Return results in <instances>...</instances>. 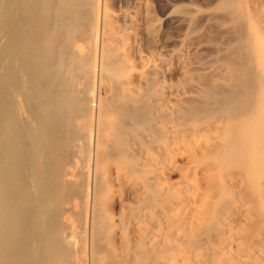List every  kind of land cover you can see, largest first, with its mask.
<instances>
[{
	"label": "bare ground",
	"instance_id": "bare-ground-1",
	"mask_svg": "<svg viewBox=\"0 0 264 264\" xmlns=\"http://www.w3.org/2000/svg\"><path fill=\"white\" fill-rule=\"evenodd\" d=\"M147 1L5 0L0 264H264V0L176 82Z\"/></svg>",
	"mask_w": 264,
	"mask_h": 264
},
{
	"label": "rangeland",
	"instance_id": "rangeland-1",
	"mask_svg": "<svg viewBox=\"0 0 264 264\" xmlns=\"http://www.w3.org/2000/svg\"><path fill=\"white\" fill-rule=\"evenodd\" d=\"M147 2L150 17L154 22L159 23L161 27L159 35L161 34L162 36L160 35L161 40L157 43L159 48L154 46V52L169 54L174 50L178 52L185 48L182 55H180L179 59L175 62V65L172 66L173 73L172 76H170L172 81L176 82L181 80V77L175 74L176 69L179 67H182V70L186 71L197 64H208L212 59H217L219 61L226 60L225 55H223V53H226L223 52L221 48L223 46H229L231 38L228 35L229 32H227V27L225 28L226 23L224 25L222 24V18L224 17L221 9L222 0H148ZM4 3L5 0H0V10H3ZM1 12L2 11H0V48L2 49H0V54L2 56L0 55V58L4 57L3 43L5 42V39L2 41V38H5L3 33L5 21ZM185 17H190L193 21L188 23L184 20ZM184 43L185 47L183 46ZM198 46L201 47L197 50L196 48ZM217 49L220 52H218ZM2 59H0V83L4 86V69H2L4 66ZM2 86L0 85L1 114L3 113ZM1 114L0 124L2 122ZM1 136L0 134V140ZM1 149L2 147L0 146V150ZM2 153L3 149L0 154L2 155Z\"/></svg>",
	"mask_w": 264,
	"mask_h": 264
}]
</instances>
